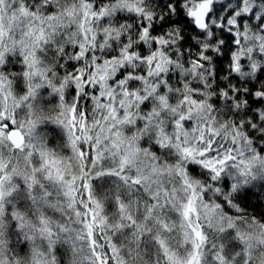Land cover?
Here are the masks:
<instances>
[{
  "label": "snow or ice",
  "instance_id": "1",
  "mask_svg": "<svg viewBox=\"0 0 264 264\" xmlns=\"http://www.w3.org/2000/svg\"><path fill=\"white\" fill-rule=\"evenodd\" d=\"M0 264H264V0H0Z\"/></svg>",
  "mask_w": 264,
  "mask_h": 264
}]
</instances>
